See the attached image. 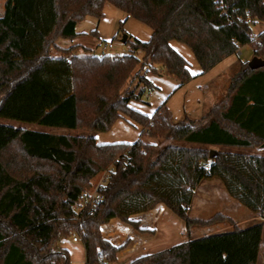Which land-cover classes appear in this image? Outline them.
Instances as JSON below:
<instances>
[{"label":"trees","instance_id":"16d2710c","mask_svg":"<svg viewBox=\"0 0 264 264\" xmlns=\"http://www.w3.org/2000/svg\"><path fill=\"white\" fill-rule=\"evenodd\" d=\"M107 5L148 26L151 37L127 39L124 55L71 54L77 45L58 46L60 39L77 37L86 18H104ZM255 22L264 23V0H6L0 17V117L93 133L108 132L124 119L140 127V138L99 143L94 135L0 123V264H72L60 242L75 235L84 245L85 264H120L119 253L129 243H112L103 224L118 218L149 231L131 216L156 201L182 219L187 231L219 221L233 228L186 235L184 242L127 264H258L264 156L213 146L264 144V66L252 69L248 60L240 61L225 97L199 123L189 116L175 119L166 102L152 114L130 105L156 88L149 73L171 76L179 86L195 78L173 40L192 50L201 74L245 45L264 59V30L257 42ZM53 47L66 55L51 56ZM132 77L139 80L134 87ZM104 172L109 179L103 198L95 207L84 204ZM214 178L261 220L241 228L222 214L191 217L196 189Z\"/></svg>","mask_w":264,"mask_h":264},{"label":"rangeland","instance_id":"374dc122","mask_svg":"<svg viewBox=\"0 0 264 264\" xmlns=\"http://www.w3.org/2000/svg\"><path fill=\"white\" fill-rule=\"evenodd\" d=\"M5 0H0V9L5 6ZM105 17L101 20L97 18H88L81 27L79 28L80 34L73 39H60L57 44L59 47L68 48L72 45H77L72 50L71 54H79L85 55L90 53L102 54L103 51L105 53H110L113 55H124L129 53L130 45L126 43L127 39L133 40L135 38L145 40L146 35L145 32L149 29L146 25L140 23L136 19L127 16L124 12L116 9L112 5H107L106 7ZM97 30H99L98 33ZM264 30L263 23H257L253 25L254 35H258ZM124 36H126V40H124ZM174 44L179 48L180 46L185 47L189 51L186 53L184 51V56L188 59V61L192 62V57H194L192 50L176 40H173ZM176 47V48H177ZM53 57L66 55L62 49L53 47L50 53ZM141 56V55H139ZM235 61L232 63L230 67L219 72L213 79L208 83L211 88L209 90L202 87L203 96L206 97V101L201 105L202 108L204 106V110L208 108L211 102H218L223 99L226 95V89L229 84L230 77L235 73L236 69L239 66V61L241 59L252 60L255 57L254 49L249 45L241 46L237 53H235ZM191 58V59H189ZM191 70L194 69L192 65H190ZM149 69V66H145L141 71V74L146 73ZM138 78H131L130 86L134 87L138 84ZM201 90V91H202ZM153 91V90H152ZM152 91H147L143 93L142 100H133L134 107H140L147 104L149 101V94ZM210 94V96H209ZM208 110V109H207ZM191 114H187L184 116H190ZM184 118V117H183ZM200 118V117H199ZM197 119V123L200 122ZM0 123L12 125L16 127L29 128L33 130H37L40 132H48L55 134H71V135H94L98 137L99 142L102 141V138L98 136L102 132L93 133L88 130L83 129H70V128H62V127H50L41 125L38 123H28L14 119L1 118ZM121 124H117V126L113 129L110 135H115L117 133H121ZM133 137V136H131ZM128 137V138H131ZM104 139V138H103ZM148 141L158 142V139L145 137ZM131 140V139H130ZM136 140V137L133 139ZM177 143V144H186L189 146H198L194 143H186L179 141H165V143ZM212 148V147H211ZM217 150L222 151H230L233 153H244L246 155H261L264 156V144L254 146L252 148H241V147H230V146H215ZM99 178L96 180L98 181ZM171 215L174 216L172 212L169 211ZM189 214L191 217L201 218V219H209L214 217L217 214H222L225 216H230L241 228H244L250 224L256 223L259 221L257 216L258 213L252 212L246 206L241 204L237 199L232 198L226 188L224 183L217 178L205 180L197 189L193 198L192 205L190 207ZM176 218V217H175ZM179 222L184 226L183 234L184 236H191L193 238L217 233V232H225L229 231L233 228V225L229 221H219L209 226H194L190 231L185 229V223L182 219L176 218ZM261 220V219H260ZM60 245L69 249L71 253L72 264H85V248L82 241L79 239L78 241H74L73 237H69L63 239L60 242ZM261 260L259 264H264V233H263V243L262 249L260 250Z\"/></svg>","mask_w":264,"mask_h":264},{"label":"crops","instance_id":"0c3cea01","mask_svg":"<svg viewBox=\"0 0 264 264\" xmlns=\"http://www.w3.org/2000/svg\"><path fill=\"white\" fill-rule=\"evenodd\" d=\"M4 11L5 6L0 9V17L4 14ZM86 20H88V18L78 24L77 30L79 33V28L81 27L80 25L85 23ZM147 30L148 31L145 32L146 38L144 41L148 40L152 35V30L150 28ZM98 31L99 30H97V32ZM173 42L174 41H171V45L178 52H180L184 56L183 53L185 51L189 55V51L185 47H182L183 45L178 48ZM235 59V55H232L216 65L209 72L204 74H201V68L195 56L192 57V62L188 61L187 59L189 64L194 67L191 72L195 75V78L183 86H179V82L171 76H167L165 74L149 73L147 74V76L156 87L149 94V102L144 106L140 105V107L136 108L134 107L132 100L130 102V105L141 112L152 114L161 105V103L166 102V105L172 113V116L177 120L182 119L183 117H185L184 115L187 114H191L189 116L190 118L202 117L216 103L212 102V100L209 99L211 104H209L208 108H206V111L204 110V106L202 108L201 105L204 101H206V97L203 96L204 93L202 87L204 86L205 89L209 90L211 86H209L208 83L213 79V77L227 67H230ZM240 61L246 60L241 59ZM117 124H121L120 126L122 132L120 134L117 133L111 136L110 134L114 132L113 129L117 126ZM98 136L102 138V141L99 142L98 137H96L99 143L134 142L138 138H140V127L132 125L124 119H119L110 131L102 132ZM135 137L136 140H133ZM169 211L170 210L163 202L156 201L147 211L132 215V219L140 221V227L149 230L145 232L122 222L118 218H113L107 223L103 224V234L112 243H114L115 245H122L126 241H128L129 243L119 253L120 264L130 263L132 260L146 253H154L188 240V238L183 234L184 226L182 225V223H178L179 221L176 219L177 216L174 215L176 218L173 217V215H171ZM256 216L257 219H261L260 216ZM85 258L86 257H84V260ZM260 260L261 254L258 264L260 263Z\"/></svg>","mask_w":264,"mask_h":264},{"label":"built area","instance_id":"2783aa9c","mask_svg":"<svg viewBox=\"0 0 264 264\" xmlns=\"http://www.w3.org/2000/svg\"><path fill=\"white\" fill-rule=\"evenodd\" d=\"M257 23H262V22H255L254 25ZM254 36H255V40L258 42L259 41L258 35H254ZM102 54H105V52L103 51ZM108 179H109V173L104 172L100 176L99 180L96 182L94 189L90 193H86L84 195L83 203L89 204V205L95 207L98 204V202L103 198V191L106 187ZM79 239L80 238L76 235L73 237L74 241H78Z\"/></svg>","mask_w":264,"mask_h":264},{"label":"water","instance_id":"95a60500","mask_svg":"<svg viewBox=\"0 0 264 264\" xmlns=\"http://www.w3.org/2000/svg\"><path fill=\"white\" fill-rule=\"evenodd\" d=\"M124 40H126V36H124ZM249 66L252 69H256V68L262 67V66H264V59L255 56L252 60L249 61ZM211 155H214V151L213 150L211 151Z\"/></svg>","mask_w":264,"mask_h":264}]
</instances>
